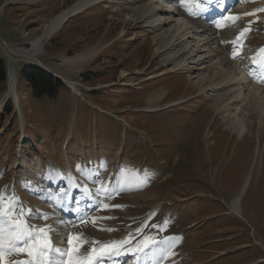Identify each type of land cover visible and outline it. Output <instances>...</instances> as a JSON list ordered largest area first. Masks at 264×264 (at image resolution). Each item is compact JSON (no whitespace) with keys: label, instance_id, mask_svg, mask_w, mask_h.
I'll return each instance as SVG.
<instances>
[{"label":"rangeland","instance_id":"374dc122","mask_svg":"<svg viewBox=\"0 0 264 264\" xmlns=\"http://www.w3.org/2000/svg\"><path fill=\"white\" fill-rule=\"evenodd\" d=\"M8 1L0 0V55L7 67V78L0 82V179H4L3 162L12 149L16 164L8 165L7 170L14 166L10 174H17L22 168L37 185L45 184L41 179L48 180L51 158L61 161L69 174L74 172L72 165L83 174L94 171L91 182L100 219L86 221L74 237L80 240L91 234L97 249L110 240L125 241L116 246L120 254L106 256L103 264H191L201 260L206 264H264V124L260 125L259 112L243 107L239 119L248 129L239 137L225 125L226 112L212 108L208 94L202 96L188 80L189 72L181 69L177 71L183 73L159 75L167 62L155 50L157 31L140 19L139 8L148 1L164 2L103 0L89 5L85 16L66 18L34 51L35 40L52 20L61 13L71 14L81 0H43V8L49 6L51 13L42 21L19 12L22 8L8 7ZM254 6L243 17L262 16ZM225 40L229 46L235 41ZM263 42L264 37L258 36L249 44ZM37 60L60 71L68 85L74 81L86 100L72 94L67 85L59 98L34 102L21 71ZM205 65L210 70L218 68L212 62ZM159 90L161 94L150 100ZM148 106L155 107L147 111ZM22 117L23 147L19 142ZM122 135L127 137L124 151L103 157L102 153L118 146ZM134 147L138 148L135 152L131 151ZM130 151L137 155L138 165L143 161L146 171L144 178L132 183L121 179L120 172L117 175L121 158L128 171H137ZM64 152L71 156L72 164ZM40 154L46 162L36 167L34 156ZM5 184L0 180V190ZM75 195L79 194L72 193L64 205L73 206ZM32 197L35 201L43 198L28 192L24 195L26 201ZM64 199L61 194L60 200ZM236 199L237 213L233 211ZM58 204L61 208L63 202ZM87 205L83 202L84 210ZM177 206H186L188 216L177 215ZM207 219V225L200 226L198 243L193 239L194 245L187 238L188 231ZM142 224L146 230L141 234L137 228ZM145 234L159 235L162 241L140 260L133 255L122 257Z\"/></svg>","mask_w":264,"mask_h":264},{"label":"bare ground","instance_id":"6f19581e","mask_svg":"<svg viewBox=\"0 0 264 264\" xmlns=\"http://www.w3.org/2000/svg\"><path fill=\"white\" fill-rule=\"evenodd\" d=\"M102 1L81 0L71 11L77 13L89 5ZM140 8V19L157 31L154 36L155 50L160 51L167 62V67L159 73L160 76L181 69L189 72L188 80L199 88L198 91L202 92V95L207 96L208 94L212 108H218L219 113L226 112L223 113L225 125L239 137H244L248 129V124L239 119L243 107L255 110L256 113L259 112L260 125L264 124V88L255 77L251 82L249 71L242 66L240 60L230 61L228 59L224 43L221 44L216 35L208 32L201 25H197L196 21L187 19L182 13L170 11L164 5L157 4L156 1H148ZM67 16V13H61L53 20L46 32L35 40L34 51L40 48L44 38L61 25ZM208 62H212L218 68L208 69L205 65ZM152 77L154 76L150 75L149 78ZM160 94V90L154 92L149 99L153 100ZM235 104L237 111L233 113L231 109ZM154 107L148 106L147 109ZM50 169L58 172L51 166ZM86 193L90 198L92 197L88 190ZM238 202L237 199L233 202L235 213L239 209Z\"/></svg>","mask_w":264,"mask_h":264},{"label":"snow or ice","instance_id":"6c2138e0","mask_svg":"<svg viewBox=\"0 0 264 264\" xmlns=\"http://www.w3.org/2000/svg\"><path fill=\"white\" fill-rule=\"evenodd\" d=\"M181 2H183V0H181ZM212 3L213 0H205L207 7H210ZM260 51L264 53V49H261ZM233 55L235 56L237 53L234 52ZM56 174L59 175L61 179L64 178L63 174L58 172ZM101 188H103V185H101ZM105 207H107V205H105ZM27 214L30 215L31 210H27ZM25 215V209L18 196L14 193H10L8 194V198L5 199V193H0V264H9L5 258V254L13 251H27L28 255L34 257V259L27 261H14L11 262V264H53V262L46 259L47 254L50 252L61 256H68L69 264H84L83 261L71 259L70 252L75 250V246L64 252L59 248H55L48 235L50 226L42 228L30 226L24 219ZM13 217H15V219H13ZM44 218L46 219V217ZM166 223L167 222H165V224ZM107 230L111 231V229ZM147 239L148 238L146 237L145 240ZM73 240L80 243L78 236L70 237V245ZM124 243L125 241H111L102 244L99 249H91V252L87 257L88 264H93L94 261H99L105 256L119 255L120 252L116 246ZM144 246L149 248L152 247V245L147 244ZM168 251L170 252V248ZM92 253H95L96 255L92 256ZM164 258L165 257L162 255L161 259Z\"/></svg>","mask_w":264,"mask_h":264},{"label":"trees","instance_id":"16d2710c","mask_svg":"<svg viewBox=\"0 0 264 264\" xmlns=\"http://www.w3.org/2000/svg\"><path fill=\"white\" fill-rule=\"evenodd\" d=\"M21 77L24 79L28 88H30L31 97L34 102L54 100L59 98L62 90H68L67 85L61 78L34 64L25 65L22 68ZM6 78L7 67L3 58L0 56V82H4ZM3 110L8 111L7 106H4Z\"/></svg>","mask_w":264,"mask_h":264},{"label":"crops","instance_id":"0c3cea01","mask_svg":"<svg viewBox=\"0 0 264 264\" xmlns=\"http://www.w3.org/2000/svg\"><path fill=\"white\" fill-rule=\"evenodd\" d=\"M8 3H9L8 7L22 8L23 11L20 10L19 12L28 13L27 16L31 19L33 18V20L39 19L42 21L44 18H48L50 13H51L49 6H47V8H43V0H10V1H8ZM43 9H45V10H43ZM79 12H81V11H79ZM79 12H77V13H79ZM11 18L13 19V17H11ZM54 19H56V18H54ZM53 20H52V22H53ZM52 22L50 24H52ZM49 69L60 75V71H57L55 68L49 67Z\"/></svg>","mask_w":264,"mask_h":264}]
</instances>
